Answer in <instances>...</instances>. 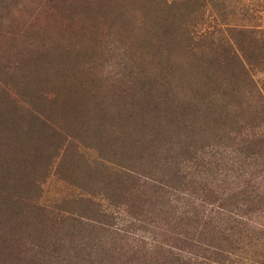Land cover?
<instances>
[{
    "label": "rangeland",
    "instance_id": "1",
    "mask_svg": "<svg viewBox=\"0 0 264 264\" xmlns=\"http://www.w3.org/2000/svg\"><path fill=\"white\" fill-rule=\"evenodd\" d=\"M263 134L264 0H0V264H264Z\"/></svg>",
    "mask_w": 264,
    "mask_h": 264
},
{
    "label": "trees",
    "instance_id": "2",
    "mask_svg": "<svg viewBox=\"0 0 264 264\" xmlns=\"http://www.w3.org/2000/svg\"><path fill=\"white\" fill-rule=\"evenodd\" d=\"M164 28L166 30H169L170 28H168V25H165L164 24ZM183 107V104H180L179 105V108L182 109ZM73 112L75 111L74 109L72 110ZM71 115H73V113H70ZM126 115V114H125ZM135 116V114H133L132 110L122 119L125 123L127 120H130L131 117ZM138 124V123H137ZM136 124V125H137ZM262 136H260V138L256 139V143L258 144L259 148L258 149H254V146H249V149L247 148V151L248 150H251L252 152H250V157H253L255 156L256 158H259L262 160V162L260 163H257L258 166H263V160H264V140H262ZM208 146V145H207ZM217 146H219V148L222 146L221 144H218ZM209 148L211 149V152L213 153L214 150L216 149V146L214 147V145H209ZM254 149V150H253ZM188 148H185V149H182V145L180 146L179 148V153L177 154L176 156V159L172 162V169H168V168H164L166 169V171H169L171 170L172 172H167L166 174L163 173L161 174V184L163 185H160L159 184V188L160 190H162L164 187H168V186H173V182L175 181H181L182 179H185L188 176V173H189V170L188 169H183L182 166L183 164L187 161L188 164H189V158L187 159V155H188V152L187 151ZM216 154V153H215ZM213 154V155H215ZM212 155V156H213ZM261 156V157H259ZM204 161H208L209 162V159L206 155L203 156ZM184 161V162H183ZM210 164V162H209ZM140 172V173H139ZM204 172V174H207V172H209V169L208 170H203V171H200L199 173V177L201 176V174ZM219 170H216L215 174H212L211 173V176L215 175V177L217 176ZM132 175H137L140 177V180L142 179L143 180V184L147 182V176H149V172H144V170L142 171H135V170H132ZM210 176V175H209ZM192 186H193V183H191ZM202 190V189H201ZM245 190V189H244ZM244 190H242V192H244ZM241 192V190L239 191V193ZM186 190H183V191H178V194H180L182 197L186 194ZM246 197V195H245ZM248 200V199H247ZM247 200H245L247 202ZM180 206H181V201L179 202V205H178V211L180 209ZM169 222V224H171V220L168 218L167 219Z\"/></svg>",
    "mask_w": 264,
    "mask_h": 264
}]
</instances>
